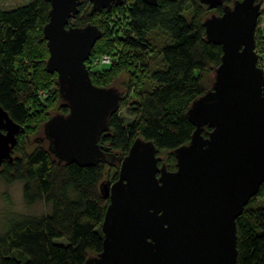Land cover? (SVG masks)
I'll return each instance as SVG.
<instances>
[{"label": "water", "instance_id": "1", "mask_svg": "<svg viewBox=\"0 0 264 264\" xmlns=\"http://www.w3.org/2000/svg\"><path fill=\"white\" fill-rule=\"evenodd\" d=\"M126 1L90 0L91 12ZM198 1L214 9L224 0ZM48 2L46 69L57 74L68 112L51 114L41 134L58 162L94 165L106 159L99 136L108 131L122 93L92 82L86 61L102 32L91 23L70 24L80 0ZM262 4L234 0L222 14L204 18L205 38L222 55L211 87L186 111L194 126L190 140L171 151L174 170L152 141H133L116 180L100 185L109 199L102 250L84 264H236V219L264 182V71L255 51ZM20 128L0 106V166L12 159Z\"/></svg>", "mask_w": 264, "mask_h": 264}, {"label": "trees", "instance_id": "2", "mask_svg": "<svg viewBox=\"0 0 264 264\" xmlns=\"http://www.w3.org/2000/svg\"><path fill=\"white\" fill-rule=\"evenodd\" d=\"M233 1L224 0L227 5ZM78 8L70 24L91 23L103 34L91 49L87 69L92 58L112 57L104 69L98 71L99 66L91 72L92 82L107 85L113 74L115 77L116 65L125 63L131 79L148 74L152 84L145 89L138 81L127 86V95L120 91V103L128 101V113L134 119L125 123L119 108L110 115L109 129L100 134L98 141L107 147L105 160L90 166L58 162L47 149L44 137L40 140L45 144L39 142L28 149L26 140L41 130L50 115L48 104L55 103L59 94L57 74L46 69L49 52L42 31L50 4L48 0H27L5 7L0 0V106L21 126L12 159L3 160L0 166V178L7 184L22 183L27 206L38 201L51 206L42 216L12 221L0 234V264H84L87 258L97 255L102 250L101 223L109 203L100 190L101 183L116 180L120 159L137 138L152 141L157 155L168 151V162L164 164L168 170L175 169L171 151L188 143L194 130L186 111L211 87L212 82L204 85V73L214 72L220 63L222 49L206 40L203 26L211 11L222 13L220 6L210 9L198 0H157L156 4L132 0L124 11L126 28L114 39L97 19L111 13H92L90 0H80ZM153 50L160 56L159 63L148 67L145 54ZM42 88L55 91V95L41 101L37 91ZM130 91L134 95L125 100ZM59 111L68 112L63 102ZM208 130L205 128L203 134ZM236 234V264H264V182L236 219ZM60 238L64 241L56 242Z\"/></svg>", "mask_w": 264, "mask_h": 264}, {"label": "rangeland", "instance_id": "3", "mask_svg": "<svg viewBox=\"0 0 264 264\" xmlns=\"http://www.w3.org/2000/svg\"><path fill=\"white\" fill-rule=\"evenodd\" d=\"M27 0H1V4L5 7H12L16 6L18 4H22L26 2ZM129 1V2H128ZM128 4L132 2V0H128ZM128 4H124L122 6L114 7V9H111L110 11H107L111 14H101L97 16V19L101 25H103L106 29L108 28L110 31L109 37L111 39L115 38L116 33L120 34L122 31L126 28V17L124 15V11L126 9V6ZM186 18L189 19L190 16L188 14H185ZM109 23H107V21ZM106 21V22H105ZM107 24V25H106ZM109 25V26H108ZM110 27V28H109ZM107 29V30H108ZM103 35V34H102ZM119 49V47H117ZM112 51V50H111ZM110 51V52H111ZM255 51L258 54V66H260L264 71V0L261 7V14L258 17L257 26L255 29ZM157 51H150L145 54L144 62L148 63V67H152L153 65H156L159 63L160 56ZM121 61V60H120ZM120 61L116 64H119ZM105 66H100L97 68V70H102L105 68ZM116 71H115V65L112 67V70L115 71V77L113 74V77H111V80L107 83V85H103L104 87L113 86L117 88L119 91L123 92L125 95H127V92L129 91L128 85L129 84H136L138 81L140 82V87L149 89L151 87V80L148 78V74H145L144 77L137 78L135 80L131 79L133 76L131 75V72L129 70V67L124 63H121L119 65H116ZM109 67V66H108ZM204 78H202L204 85L208 86L213 81L214 78V72L213 71H206L204 73ZM57 84V78L56 83ZM51 89L54 87V85L50 86ZM55 91H50L48 88H42L37 91V97L41 101H45L50 97V95L53 97L55 95ZM128 97L126 99H131V96L134 95L129 92ZM57 100L53 104H48L47 110L49 111V114H53L59 111V107L62 104L61 99L59 98V94H57ZM128 101H125L122 105L120 103V111L119 115L123 119L125 123H130L134 119L133 116H131L128 113ZM49 115V116H50ZM41 130L40 128L37 130L36 133L33 135H30L28 140H26V147L28 149H32L36 146L39 142L44 143V141L40 140V138H43V135L40 134ZM44 139V138H43ZM45 144V143H44ZM168 151H160L159 156L161 157V161L167 165L168 162ZM107 169L104 172V178L106 177ZM51 206L49 204H45L41 201L36 202L32 206H27L25 202L23 201L22 196V183L17 181L11 184L5 183L0 178V234H3L5 231L9 229V226L11 222L17 221L20 217H39L44 214L49 213ZM64 239L60 238L57 239L56 242H63Z\"/></svg>", "mask_w": 264, "mask_h": 264}, {"label": "built area", "instance_id": "4", "mask_svg": "<svg viewBox=\"0 0 264 264\" xmlns=\"http://www.w3.org/2000/svg\"><path fill=\"white\" fill-rule=\"evenodd\" d=\"M112 62V57L110 55H101L100 57L92 58L90 62V67L88 68L89 73L101 65H108ZM87 67V64H86Z\"/></svg>", "mask_w": 264, "mask_h": 264}, {"label": "flooded vegetation", "instance_id": "5", "mask_svg": "<svg viewBox=\"0 0 264 264\" xmlns=\"http://www.w3.org/2000/svg\"><path fill=\"white\" fill-rule=\"evenodd\" d=\"M225 5H227L224 1H223V3H222V5H220V7H222V12H223V8H224V6ZM217 7H219V6H217ZM216 7V8H217ZM216 8H214V9H216ZM211 14H215V15H220V14H216L214 11H211L207 16H209V15H211ZM222 14V13H221Z\"/></svg>", "mask_w": 264, "mask_h": 264}]
</instances>
